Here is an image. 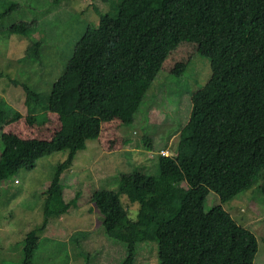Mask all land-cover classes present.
<instances>
[{
    "label": "trees",
    "instance_id": "obj_1",
    "mask_svg": "<svg viewBox=\"0 0 264 264\" xmlns=\"http://www.w3.org/2000/svg\"><path fill=\"white\" fill-rule=\"evenodd\" d=\"M32 28L17 21L6 32L28 37ZM39 45L29 41L27 58ZM196 54L208 57L210 74L190 94L175 154H159L158 174L123 173L116 190L95 188L90 200L107 235L125 245L121 264H136L144 240L156 242L159 264H253L256 235L223 204L255 184L264 194V0H120L116 14L86 27L47 98L23 84L26 112L0 101V181L68 151L19 264L32 263L38 231L69 208L61 174L76 151L90 138L102 150L122 149L118 126L135 121L159 73L182 75ZM209 191L219 202L205 209ZM121 195L137 204L135 217Z\"/></svg>",
    "mask_w": 264,
    "mask_h": 264
},
{
    "label": "rangeland",
    "instance_id": "obj_2",
    "mask_svg": "<svg viewBox=\"0 0 264 264\" xmlns=\"http://www.w3.org/2000/svg\"><path fill=\"white\" fill-rule=\"evenodd\" d=\"M119 2L0 0V12L6 11L0 19V101L26 112L23 84L47 98L86 27L96 26L103 13L116 14ZM11 3L16 6L10 9ZM17 21L33 24L28 37L6 32L7 26ZM30 40L40 41L38 55L29 57L35 60L26 56L34 50L27 47ZM191 63L180 76L159 73L135 121L118 126V133L126 140L121 150H102L97 139L90 138L76 151L72 164L61 174L62 195L71 204L65 213L50 216L45 228L38 231L40 242L31 264H121L125 245L107 235L90 194L95 188L116 190L120 175L132 170L158 174L160 150L175 154L180 128L190 112V94L210 74L208 57L196 54ZM35 108L40 109V105ZM146 137L152 148L144 142ZM67 153L62 150L43 156L32 169H20L0 181V264L21 262L24 237L42 224L44 191ZM121 201L135 217L137 204L124 195ZM218 202V196L209 191L205 209ZM223 205L256 235L258 249L253 264H264V194L255 184ZM135 252L136 264H159L156 242L140 241Z\"/></svg>",
    "mask_w": 264,
    "mask_h": 264
},
{
    "label": "clouds",
    "instance_id": "obj_3",
    "mask_svg": "<svg viewBox=\"0 0 264 264\" xmlns=\"http://www.w3.org/2000/svg\"><path fill=\"white\" fill-rule=\"evenodd\" d=\"M191 103V102H190ZM119 150H121V149H119ZM162 150H164V149H161L160 150V152L162 151ZM167 151V150H166ZM162 154H165V155H168L169 154V152H167V153H164V152H161ZM172 154V153H171Z\"/></svg>",
    "mask_w": 264,
    "mask_h": 264
},
{
    "label": "built area",
    "instance_id": "obj_4",
    "mask_svg": "<svg viewBox=\"0 0 264 264\" xmlns=\"http://www.w3.org/2000/svg\"><path fill=\"white\" fill-rule=\"evenodd\" d=\"M161 152L167 153V151H165V150H162Z\"/></svg>",
    "mask_w": 264,
    "mask_h": 264
}]
</instances>
